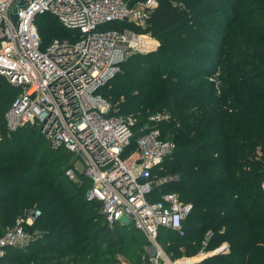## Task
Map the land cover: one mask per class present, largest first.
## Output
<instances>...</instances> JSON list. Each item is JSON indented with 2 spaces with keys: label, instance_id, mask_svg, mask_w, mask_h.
I'll list each match as a JSON object with an SVG mask.
<instances>
[{
  "label": "trees",
  "instance_id": "obj_1",
  "mask_svg": "<svg viewBox=\"0 0 264 264\" xmlns=\"http://www.w3.org/2000/svg\"><path fill=\"white\" fill-rule=\"evenodd\" d=\"M36 24L44 44L71 33L50 12ZM139 30L159 47L129 55L100 92L114 114L137 118V133L169 115L157 126L175 149L152 170L156 182L168 177L153 198L175 192L192 209L185 235L162 228L160 243L177 257L227 243L197 264H264V0H159ZM20 90L0 74V235L27 210L41 214L0 264H115L117 255L150 264L143 233L110 224L101 201L88 200L92 182L72 152L50 147L36 126L7 128Z\"/></svg>",
  "mask_w": 264,
  "mask_h": 264
},
{
  "label": "built area",
  "instance_id": "obj_2",
  "mask_svg": "<svg viewBox=\"0 0 264 264\" xmlns=\"http://www.w3.org/2000/svg\"><path fill=\"white\" fill-rule=\"evenodd\" d=\"M20 1L0 0V74L21 87L6 112L7 128L36 126L50 147L65 148L82 160V172L92 182L87 198L101 201L110 224L121 222L143 233L150 264H197L226 249L223 243L180 258L167 253L159 241L161 229L184 236V220L192 209L175 192L153 198L156 183L168 177L156 182L152 170L175 149L157 126L169 115L153 114L154 126L143 125L137 133V118L114 114L100 92L129 55L159 47L151 32L139 30L146 29L159 0ZM44 12L57 16L70 36L44 44L36 24ZM67 174L74 177L75 171ZM40 214L27 210L0 235V256L6 247L30 240L26 226ZM115 264L133 263L117 255Z\"/></svg>",
  "mask_w": 264,
  "mask_h": 264
},
{
  "label": "rangeland",
  "instance_id": "obj_3",
  "mask_svg": "<svg viewBox=\"0 0 264 264\" xmlns=\"http://www.w3.org/2000/svg\"><path fill=\"white\" fill-rule=\"evenodd\" d=\"M1 137H2V135H1ZM75 155H71L70 154V156H69V159H70V161H73L74 159H75ZM75 167L79 170V171H82L83 169H84V164H83V162H82V160H77V162H76V164H75ZM102 219V218H101ZM102 221V220H101ZM123 221H126V219L125 218H123ZM121 223V222H120ZM0 225H4V218H3V214H2V211L0 210ZM7 228H4V230H6ZM3 230V231H4ZM27 232L30 234V237H33V235H34V231H32L31 229H27ZM145 249H146V251H147V244L145 245ZM203 251H204V249H202ZM214 250V249H213ZM212 250V251H213ZM201 251V250H200ZM204 252H208V251H204ZM168 253H170L171 255H173V256H176L175 255V252H173V253H171V252H168ZM197 254V253H196ZM196 254H192V255H196ZM121 257H123V258H125V259H127V257H125V256H123V255H120ZM181 256H184V254L183 255H181ZM180 256V257H181ZM180 257H177L176 256V258H180ZM204 259V258H203ZM128 260V259H127Z\"/></svg>",
  "mask_w": 264,
  "mask_h": 264
},
{
  "label": "water",
  "instance_id": "obj_4",
  "mask_svg": "<svg viewBox=\"0 0 264 264\" xmlns=\"http://www.w3.org/2000/svg\"><path fill=\"white\" fill-rule=\"evenodd\" d=\"M24 3H25V1L24 0H21L18 3V5H22ZM17 10H18V6L14 7V12L12 13V16H13L14 19L17 17ZM88 200H93V198L92 197H88Z\"/></svg>",
  "mask_w": 264,
  "mask_h": 264
}]
</instances>
